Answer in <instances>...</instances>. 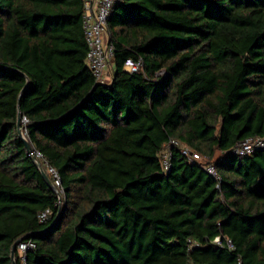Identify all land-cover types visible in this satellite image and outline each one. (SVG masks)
Here are the masks:
<instances>
[{
    "label": "trees",
    "instance_id": "obj_1",
    "mask_svg": "<svg viewBox=\"0 0 264 264\" xmlns=\"http://www.w3.org/2000/svg\"><path fill=\"white\" fill-rule=\"evenodd\" d=\"M83 14L84 0H0V264L29 239L25 264H264V150L232 152L264 134V0L116 3L111 83L87 64ZM171 138L222 181L178 149L164 172Z\"/></svg>",
    "mask_w": 264,
    "mask_h": 264
},
{
    "label": "built area",
    "instance_id": "obj_2",
    "mask_svg": "<svg viewBox=\"0 0 264 264\" xmlns=\"http://www.w3.org/2000/svg\"><path fill=\"white\" fill-rule=\"evenodd\" d=\"M121 1L122 0H84L83 24L89 46L87 64L92 69L96 80L102 83H111L113 78L111 63L115 55V45L110 40L109 16L113 6ZM143 66L144 60L142 57H129L126 59L124 65L125 69L129 72H138ZM159 73H164V70ZM28 121L29 119L24 115L22 117V123L25 126V130ZM174 149L180 150L187 158L188 162L201 163L211 175L219 181H222V177L212 161H209L207 157L176 138H171L161 153V165L164 172H168L171 168ZM260 150H264V134L242 139L232 148L234 154L241 156L252 155ZM28 154L31 157L35 155L42 163L46 172L50 175L58 194L56 205L62 207L67 195L60 171L57 167L52 165L38 149L35 148L33 152ZM51 213V208L45 209L40 213L41 220L48 218ZM214 242L221 244L222 236H216ZM228 243L231 247L233 246L230 240H228ZM35 247L36 243L32 239L24 240L19 243L18 249L23 264H25L27 252Z\"/></svg>",
    "mask_w": 264,
    "mask_h": 264
},
{
    "label": "water",
    "instance_id": "obj_3",
    "mask_svg": "<svg viewBox=\"0 0 264 264\" xmlns=\"http://www.w3.org/2000/svg\"><path fill=\"white\" fill-rule=\"evenodd\" d=\"M18 132H19L21 138L26 143L28 153L33 152L35 147L33 146L30 138L27 136V133H26V130H25V126L22 123V112H21V110H20V115H19ZM32 158L37 162L38 166L40 167V169H41V171H42V173L44 175V177L47 179V181L50 183V185L55 189L53 181H52L50 175L46 172V170L43 167L42 163L37 159V157L35 155H33ZM27 237H28V235L25 236L24 238H27ZM18 244H19V241L15 243V245L13 247V251H12V258H13L14 264H17L16 263V252H17Z\"/></svg>",
    "mask_w": 264,
    "mask_h": 264
}]
</instances>
